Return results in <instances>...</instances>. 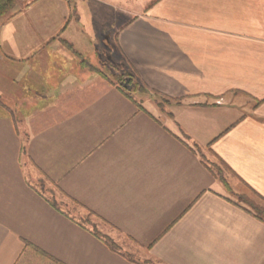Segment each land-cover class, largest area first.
<instances>
[{
	"label": "crops",
	"instance_id": "1",
	"mask_svg": "<svg viewBox=\"0 0 264 264\" xmlns=\"http://www.w3.org/2000/svg\"><path fill=\"white\" fill-rule=\"evenodd\" d=\"M139 1L0 22V98L18 103L0 115V264H264V222L196 148L264 197V0ZM94 17L127 19L115 45L144 95L80 64Z\"/></svg>",
	"mask_w": 264,
	"mask_h": 264
},
{
	"label": "rangeland",
	"instance_id": "2",
	"mask_svg": "<svg viewBox=\"0 0 264 264\" xmlns=\"http://www.w3.org/2000/svg\"><path fill=\"white\" fill-rule=\"evenodd\" d=\"M31 1L32 0H17L13 8L8 11L5 15L0 17V22L10 18L11 16L16 15L21 10L26 9L32 4ZM149 4V0H140L139 2H135L136 7L134 8L136 10H139L140 12H143ZM97 11L99 12L100 10ZM126 20V18L94 17L92 24L96 26V32L92 34V41L94 42L93 48H91L92 50L86 52L74 51L75 53H77V57L80 60L81 65L93 69L96 72H98V70L103 71L108 76V79H110V81H113L116 84H121L124 81L123 77L129 76L131 73L132 76H134L133 72L128 67L126 61L122 59V56L117 51V47L115 45V30L121 22ZM64 41L65 42L63 43L69 46L68 42L66 40ZM144 90L145 89L138 84L137 89L131 91V94L137 93L134 95L142 96L145 94ZM16 100L17 99L12 100L10 98H0V115H6L10 113L9 110L11 109V106L13 107V110H15L18 106V103L15 104ZM161 100L165 103V100L163 98ZM2 105H5L7 108H3ZM196 148L205 163L212 170L214 175L218 176L219 178L223 177L225 179L228 184L227 193L230 198L238 202L242 201V198L240 197H246L258 203L262 202L260 198L255 195L254 191L250 190L248 186H245L242 182H240L235 173L216 153L212 151V149H210V147H204L203 149H201L200 147ZM37 185L38 187L45 188V185L43 183H37ZM80 211L81 212L79 213L81 214L79 217L84 220H88L89 222L94 224L95 228L98 227V229L102 228L106 231H112L94 215H91L90 213L84 210ZM99 233L102 234L101 232ZM102 236H106L111 239V241H114L112 238L105 234H102ZM114 243L117 244L115 241Z\"/></svg>",
	"mask_w": 264,
	"mask_h": 264
},
{
	"label": "trees",
	"instance_id": "3",
	"mask_svg": "<svg viewBox=\"0 0 264 264\" xmlns=\"http://www.w3.org/2000/svg\"><path fill=\"white\" fill-rule=\"evenodd\" d=\"M16 1L17 0H0V17H2L8 11H10L13 8L14 4L16 3ZM36 1H38V0H32L31 2L34 3ZM63 42H65V41L63 40ZM68 45L72 48V45L70 43H68ZM98 73L100 75H102L103 77L108 78V76L103 71L98 70ZM127 77L130 78V84H132L133 89L132 90L126 89L121 84H118V86H119V88L122 91H124V93H126L127 96L131 97V91H134V90L137 89L138 83L135 81V78H134V76H132V73L129 76L123 77V79L125 80ZM2 106H3V108H7L5 105H2ZM221 180H222V182L224 183V185L227 188L228 184L225 181V179L222 177ZM249 189L254 191L255 195L258 196V198H260V200L262 202L258 203V202L252 201V200H250V199H248L246 197H240V198H242L243 202L242 201H240V202L237 201V203L242 204L246 209H248V211H250V213L252 215H254L255 217H257L258 219H260V220H262L264 222V197L262 195H260L258 192H256L255 190L251 189L250 187H249ZM54 205L56 206L55 203H54ZM98 234H100V233H98ZM102 237L105 239V242L108 245H110L111 248L118 249V245L115 244L114 241H111V239H109L106 236H102Z\"/></svg>",
	"mask_w": 264,
	"mask_h": 264
},
{
	"label": "water",
	"instance_id": "4",
	"mask_svg": "<svg viewBox=\"0 0 264 264\" xmlns=\"http://www.w3.org/2000/svg\"><path fill=\"white\" fill-rule=\"evenodd\" d=\"M121 85L126 88V89H129L131 90L133 88L132 84H130V78L127 77L122 83Z\"/></svg>",
	"mask_w": 264,
	"mask_h": 264
}]
</instances>
